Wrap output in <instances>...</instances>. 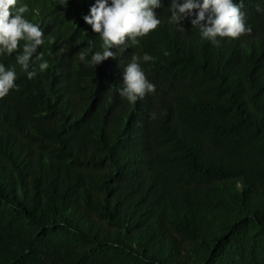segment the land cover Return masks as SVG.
Returning <instances> with one entry per match:
<instances>
[{"label": "trees", "instance_id": "1", "mask_svg": "<svg viewBox=\"0 0 264 264\" xmlns=\"http://www.w3.org/2000/svg\"><path fill=\"white\" fill-rule=\"evenodd\" d=\"M95 2L18 0L44 43L33 79L25 41L0 55L17 73L0 99V264H264V0H242L251 33L218 45L160 0L158 28L96 68ZM133 55L155 86L134 104L118 91Z\"/></svg>", "mask_w": 264, "mask_h": 264}, {"label": "clouds", "instance_id": "2", "mask_svg": "<svg viewBox=\"0 0 264 264\" xmlns=\"http://www.w3.org/2000/svg\"><path fill=\"white\" fill-rule=\"evenodd\" d=\"M18 0H0V55L12 54L17 51L21 41H25L22 52L16 56L17 63L27 72L28 78L33 79L37 71L31 67L34 53L44 43V32L39 24L25 18L29 11L27 5L17 6ZM162 7L160 0H96L90 8V15L84 16L85 22L93 31L100 35L103 50L96 51L91 56L90 64L95 68L103 61L115 59L116 53L111 49L131 47L138 43V38L147 36L161 24L155 9ZM240 4L234 0H172L171 21L182 25V21L195 16L191 20L194 28H199L202 37L219 44L217 37L238 39L250 34L251 26L246 24V16L241 11ZM181 30L184 27L181 26ZM87 35L86 32H83ZM130 42V43H129ZM91 44V42H90ZM91 47L78 53L80 61H86ZM165 55H168L165 52ZM139 57L133 55L124 68L123 87L118 89L121 97L129 103H135L143 98L146 92H154L155 86L148 80L143 71ZM143 61H153L155 58L145 54ZM39 61L40 72L47 70L50 65L43 58V53L36 57ZM17 73L13 68L0 64V99L9 95L10 90L17 87Z\"/></svg>", "mask_w": 264, "mask_h": 264}]
</instances>
